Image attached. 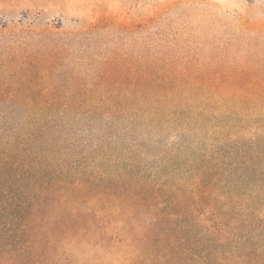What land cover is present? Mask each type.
I'll return each mask as SVG.
<instances>
[{
  "label": "trees",
  "instance_id": "16d2710c",
  "mask_svg": "<svg viewBox=\"0 0 264 264\" xmlns=\"http://www.w3.org/2000/svg\"><path fill=\"white\" fill-rule=\"evenodd\" d=\"M260 39L222 77L172 81L141 56L130 99H0V264H264L263 128L248 119L264 111ZM69 46L25 53L21 68L9 54L1 72L57 77ZM182 132L205 146L185 173ZM164 133L177 140L155 168L145 136ZM247 133L256 145H239Z\"/></svg>",
  "mask_w": 264,
  "mask_h": 264
},
{
  "label": "rangeland",
  "instance_id": "374dc122",
  "mask_svg": "<svg viewBox=\"0 0 264 264\" xmlns=\"http://www.w3.org/2000/svg\"><path fill=\"white\" fill-rule=\"evenodd\" d=\"M259 39L264 49V0H0V99H130L141 56L151 57L170 78L172 71L186 75L199 69L222 77L233 62L254 52ZM68 40L57 77L28 79L1 72L9 54L17 55L21 68L25 53ZM38 90L45 93L36 96ZM248 119L261 125L264 139V111L257 109ZM175 136L164 133L160 140L146 135L152 140L147 162L157 168L155 155L172 147ZM253 136L247 133L239 145H256ZM180 137L192 150L185 173L195 165L193 152L205 146L192 134L182 132ZM206 142L218 146L212 139ZM207 149L213 155L214 149Z\"/></svg>",
  "mask_w": 264,
  "mask_h": 264
}]
</instances>
